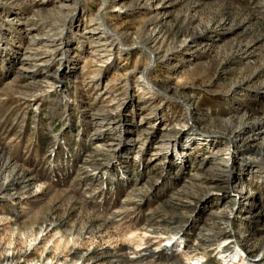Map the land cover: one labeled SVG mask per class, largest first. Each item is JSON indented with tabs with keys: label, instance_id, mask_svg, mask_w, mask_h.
Segmentation results:
<instances>
[{
	"label": "rangeland",
	"instance_id": "1",
	"mask_svg": "<svg viewBox=\"0 0 264 264\" xmlns=\"http://www.w3.org/2000/svg\"><path fill=\"white\" fill-rule=\"evenodd\" d=\"M62 4L17 0L5 10L0 3V150L7 161L0 187L32 179L28 193L17 186L0 201V264H264V218L259 226L241 209L233 228L250 261L224 254L228 244L203 246L197 228L176 234L225 207L223 193L197 205L195 196L211 184L188 180L211 174V154L229 158V142L198 136L175 154L162 146L167 135L186 140L194 124L189 106L201 119L195 130L264 119V0H81L61 11ZM101 15L109 32L83 43ZM10 17L27 26L7 23ZM55 27L57 36L72 37V63L40 68L53 55L32 40ZM58 80L68 92L54 87ZM131 138L137 142L125 144ZM247 179L264 205V181ZM22 209L38 212L35 227L19 217Z\"/></svg>",
	"mask_w": 264,
	"mask_h": 264
},
{
	"label": "bare ground",
	"instance_id": "2",
	"mask_svg": "<svg viewBox=\"0 0 264 264\" xmlns=\"http://www.w3.org/2000/svg\"><path fill=\"white\" fill-rule=\"evenodd\" d=\"M16 1L17 0H0V3L5 6V10H8L9 8L15 5ZM70 1L79 3L81 0H63V4L60 6L59 9L62 11L70 8ZM2 10L4 9L2 8ZM36 16L40 19L42 18L40 12L36 13ZM6 22H18V26L23 28L27 26H25V22L23 21H16L15 17L8 18ZM58 32L59 30L55 27L49 31V35H46L44 37L33 38L32 41L34 42V44H45L46 47L49 49L43 51L46 53H51V55H53L50 61L41 63L39 65L40 68L49 66L51 63L53 66V64H55L57 61H59L61 68L65 66L66 63H72V59H70L68 50V48L73 43L72 37H64V31H61L60 33L62 34V36H57V34H59ZM104 32H109V27L105 23V20L101 15L98 18L96 17V22L94 21L93 23H91V25L89 24V28L85 29L84 33L87 34L88 37H85V39L87 40L83 43L88 44V42L94 39L95 36L102 35L104 34ZM113 35L117 36V34ZM159 35L160 30H157L156 33H154V36H156L157 39L159 38ZM106 45V43L100 44L101 47H106ZM58 54L62 55L59 59L56 58ZM28 58L30 57H25L24 59ZM61 68L59 69V72L61 71ZM22 71L23 73L28 75L33 72L29 69H22ZM146 72L147 68L143 69L142 73L145 74ZM54 87L57 89H61V91L63 90V92H68L66 88H69L68 86H66V83L63 80H58ZM187 112L190 121H193L194 124L192 126L193 128L190 127L188 129L189 133L187 135L186 140H182L183 135H180V133H175L176 135H167L166 139L163 141L164 144L162 143V146L168 148L169 152L170 150H173L170 153L175 154L177 152V148H182V151L186 152L191 143L194 142L198 136H207L215 139L227 140L232 146L229 158H222L217 152L211 154L209 156V159L207 160V162L209 161L211 163V174L209 176H206L200 174L199 172L190 173L188 182H209L211 184V186L208 187L205 192L201 193L200 196H195V198H197L198 200L197 205L205 204L212 197L219 193L229 195V197L224 202L223 206L225 207H223V210L218 211L217 213L210 212L203 219H194L192 218V215H190L189 217H191L192 219L190 220L189 224L185 225L184 229L180 232H177L176 234H181L182 232L185 233L186 229L190 227L197 228L199 230L197 238L199 240V243L203 246L213 247L217 245L220 246L222 244H228L225 247V251L223 252L224 254H227L229 252H231L230 254H232L233 252H236V259H238L237 257L240 256V254H242L243 257L249 259L250 252L246 249V244L244 245V242H246V240L238 236V233L233 228L232 215H235L236 213H238V210L241 209L243 210L245 215L244 220H248L251 217V219L255 221V224L259 226L260 224H262L261 219L264 218V205L258 204L256 202V199L261 190L254 192L251 187L248 186V184L251 183H249L248 179L246 180V178L250 176L252 178H259L260 180L264 181V119L251 118L252 116H247L244 120L241 119L243 122L241 123V126L239 125V127L237 128L236 125L234 127L232 120H228V122L222 128L212 126L211 128L208 127V130L205 125V127H200L199 129L195 130L194 128H197L196 125L201 123L199 114L195 112V109L190 106ZM65 128L68 130L71 129L72 122L70 121ZM203 129L207 130L205 131ZM134 142L137 141H134L131 138L129 141H125V144H134ZM58 145V139L53 140L51 143V147L54 150L58 148ZM162 146L159 148L161 149ZM6 164L7 161L5 160V152L0 150V166L5 167ZM109 166V163L105 165V167ZM188 166L189 160L187 159L183 162L182 168L186 170ZM31 180L32 179H26V177L24 176H19L18 180L14 184L9 183L7 181L3 182L0 187V201L3 202L6 199L11 198V196L13 195L10 193V191L17 186H25V192L28 193L30 190L29 186L31 184L29 183L31 182ZM244 180L246 181L245 183L243 182ZM37 213H29L27 210L22 209L19 212V217L23 220H28L31 226L35 227L37 221L39 220V216ZM262 231H264V226L262 228ZM162 256L163 252H161L160 254V257ZM151 257L156 258V255L152 254ZM105 258V256H102L100 261H103Z\"/></svg>",
	"mask_w": 264,
	"mask_h": 264
}]
</instances>
